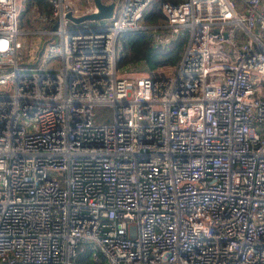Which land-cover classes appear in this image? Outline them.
<instances>
[{
  "label": "built area",
  "instance_id": "1",
  "mask_svg": "<svg viewBox=\"0 0 264 264\" xmlns=\"http://www.w3.org/2000/svg\"><path fill=\"white\" fill-rule=\"evenodd\" d=\"M100 1L0 0V264H264V0Z\"/></svg>",
  "mask_w": 264,
  "mask_h": 264
},
{
  "label": "trees",
  "instance_id": "2",
  "mask_svg": "<svg viewBox=\"0 0 264 264\" xmlns=\"http://www.w3.org/2000/svg\"><path fill=\"white\" fill-rule=\"evenodd\" d=\"M31 0H26V9L29 8ZM159 14L153 13L151 17L147 19L148 23H153L154 19ZM122 56L119 57L118 65L123 66L128 62H135L137 60H143L146 66L152 69L154 66L162 63H173L177 60L179 52L181 51L182 41H176L168 51H155L149 46V39L140 34H134L130 36H123L121 38Z\"/></svg>",
  "mask_w": 264,
  "mask_h": 264
},
{
  "label": "rangeland",
  "instance_id": "3",
  "mask_svg": "<svg viewBox=\"0 0 264 264\" xmlns=\"http://www.w3.org/2000/svg\"><path fill=\"white\" fill-rule=\"evenodd\" d=\"M115 1L117 2L118 0ZM26 7L28 6L25 5L24 12L19 16L17 27L19 30L24 31L25 42H28L31 49L34 50L37 47L40 48L43 44L42 41H44L42 36L30 33L34 28L42 26V22L35 20L34 14L35 12L45 13V4L42 3V0H31L29 8L26 9ZM100 117L101 119L103 118L101 122H109L111 120L110 111L105 107L97 109L95 119L100 120Z\"/></svg>",
  "mask_w": 264,
  "mask_h": 264
},
{
  "label": "water",
  "instance_id": "4",
  "mask_svg": "<svg viewBox=\"0 0 264 264\" xmlns=\"http://www.w3.org/2000/svg\"><path fill=\"white\" fill-rule=\"evenodd\" d=\"M96 13L85 15L76 19H71L73 22H80L82 20H105L108 19L111 15V10L113 7V2L108 4L102 3L100 0H92ZM69 17V16H68ZM41 53V49L38 52V55Z\"/></svg>",
  "mask_w": 264,
  "mask_h": 264
}]
</instances>
